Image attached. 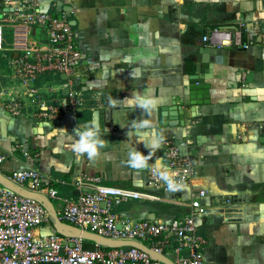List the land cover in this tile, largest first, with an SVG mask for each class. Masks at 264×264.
I'll return each instance as SVG.
<instances>
[{
	"label": "crops",
	"instance_id": "1",
	"mask_svg": "<svg viewBox=\"0 0 264 264\" xmlns=\"http://www.w3.org/2000/svg\"><path fill=\"white\" fill-rule=\"evenodd\" d=\"M40 1L53 14L74 10L70 19L85 58L71 82L47 72L36 85L49 101L73 88L80 103L60 119L35 115L34 95H23L9 61L23 54L19 43L43 44L47 35L36 26L6 22L0 50V172L8 176L28 166L27 150L45 174L44 186L58 190L61 198L78 196L72 181L82 174L98 176L105 184L151 189V168L127 166L131 148L149 152L134 134L128 136L133 120L145 114L130 108L127 98L151 96L158 106L148 119L164 141L176 140L195 157L193 188L209 191L205 203L210 214L197 221L208 240L207 260L264 264V0ZM8 11L0 0V15ZM240 21L246 22L243 39L250 47L217 48L204 41L211 28L233 30ZM19 95L26 103L21 115L14 116L7 103ZM109 97L122 102L111 107ZM94 114L109 129L106 147L95 160L77 158L69 147L75 139L70 134ZM247 125L249 132L241 137ZM163 145L150 165L161 158L166 162ZM191 190L176 187L162 193L166 200H130L114 211L133 219H181L189 212ZM40 195L51 211L61 207L58 198ZM43 225L48 232L59 230L53 215Z\"/></svg>",
	"mask_w": 264,
	"mask_h": 264
},
{
	"label": "built area",
	"instance_id": "2",
	"mask_svg": "<svg viewBox=\"0 0 264 264\" xmlns=\"http://www.w3.org/2000/svg\"><path fill=\"white\" fill-rule=\"evenodd\" d=\"M5 6L9 11L0 15V50L4 47L6 22L36 26L47 35V42L43 44L29 41L19 43L23 54L9 61L12 76L19 80L23 95H34L33 101L38 105L35 115L60 119L68 112L77 110L80 100L73 88H69L66 95L52 97L49 101L41 95L36 85L38 78L47 72L65 74L71 82L75 67L85 58L70 19L74 10L63 9L59 14H53L44 8L40 0H5ZM245 26V21H240L233 30L217 26L211 28L203 39L217 48H248L250 44L243 39ZM47 88L53 92V86ZM21 96L7 103L9 112L14 116L21 115L26 103ZM248 130L249 126H244L240 136L248 133ZM163 146L166 164L176 179L177 187L192 188L189 212L183 218L170 222L133 219L114 211L115 206L130 200H166L162 193L170 191L153 168L147 182L151 189L143 190L105 184L98 176L82 174L72 181L79 190L75 199L61 198L58 190L44 186L45 174L34 166L35 157L27 150H24V154L29 165L12 171L7 177L30 192L45 193L61 200L62 205L56 211L58 219L82 232L141 242L157 255L164 254L174 264H219L207 260L205 251L208 240L198 231V218L210 214V209L205 203L209 191L193 188L197 174L195 157L184 153L174 139L165 140ZM2 160L0 157V162ZM51 215L50 209L36 197L20 194L0 183V264H163L161 259L137 246L127 250L124 246L103 245L82 234L70 235L58 230L42 233L39 229L43 223L50 221ZM85 242L95 243L96 249H84ZM184 251H189V256H185Z\"/></svg>",
	"mask_w": 264,
	"mask_h": 264
},
{
	"label": "clouds",
	"instance_id": "3",
	"mask_svg": "<svg viewBox=\"0 0 264 264\" xmlns=\"http://www.w3.org/2000/svg\"><path fill=\"white\" fill-rule=\"evenodd\" d=\"M128 106L135 110L139 108L145 114V118L141 120H133L131 132L128 136L134 134L138 142H143L145 147L149 149L148 154L140 151L137 147L131 148L127 153V166L136 170L153 168L155 174L159 177L169 191H174L177 187L175 177L171 173V169L161 158L150 165L152 154L159 151L163 145L164 137L154 128L148 117H151L158 106V101L147 95L135 94L127 98ZM122 101L109 97L108 103L111 107H116ZM66 131V130H64ZM67 132V131H66ZM109 129L102 126L99 116L94 114L93 117L79 125L73 135L75 139L70 143L69 147L77 158L87 157L89 160H95L102 154V149L106 147L105 134Z\"/></svg>",
	"mask_w": 264,
	"mask_h": 264
},
{
	"label": "water",
	"instance_id": "4",
	"mask_svg": "<svg viewBox=\"0 0 264 264\" xmlns=\"http://www.w3.org/2000/svg\"><path fill=\"white\" fill-rule=\"evenodd\" d=\"M62 77H66L65 74L62 75ZM195 79H199V76H195ZM68 91V90H66ZM2 182L3 185L19 192L20 194L23 195H28V196H32V197H36L37 199H39L45 206H47L49 209L51 208V204L49 205V202L46 201V197L41 196L39 193H35V192H30L24 188H21L19 186H17L16 184H14L7 176H5L4 174H2L0 172V183ZM51 211V209H50ZM51 214L54 216V218L56 219V222L59 226V232H62L64 234H70V235H79L82 234L85 238L91 239V240H95L103 245L106 246H124L125 249H130L131 246H137L139 248L145 249L147 250L149 253H151V255L155 258H159L163 261V264H174L172 260H170L169 258H167L164 254L163 255H157L153 250H151L150 248H148L146 245H144L141 242L138 241H127V240H115V239H110V238H105L96 234H92L90 232H82L80 229L71 226L69 224H66L62 221H60L58 219L57 213L56 211L52 210ZM84 249L86 250H94L96 249V245L95 243H89V242H85ZM184 255L185 256H189V251H184ZM42 264H59L56 262H44Z\"/></svg>",
	"mask_w": 264,
	"mask_h": 264
},
{
	"label": "rangeland",
	"instance_id": "5",
	"mask_svg": "<svg viewBox=\"0 0 264 264\" xmlns=\"http://www.w3.org/2000/svg\"><path fill=\"white\" fill-rule=\"evenodd\" d=\"M42 227H41V230L44 232V233H47L49 230L48 229H43V227H44V225L42 224L41 225Z\"/></svg>",
	"mask_w": 264,
	"mask_h": 264
}]
</instances>
